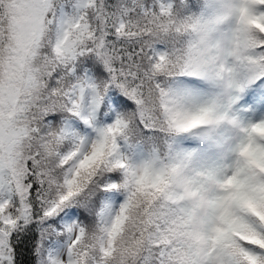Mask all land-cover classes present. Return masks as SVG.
Returning <instances> with one entry per match:
<instances>
[{
    "label": "snow or ice",
    "instance_id": "6c2138e0",
    "mask_svg": "<svg viewBox=\"0 0 264 264\" xmlns=\"http://www.w3.org/2000/svg\"><path fill=\"white\" fill-rule=\"evenodd\" d=\"M33 261L264 264V0H0V264Z\"/></svg>",
    "mask_w": 264,
    "mask_h": 264
},
{
    "label": "trees",
    "instance_id": "16d2710c",
    "mask_svg": "<svg viewBox=\"0 0 264 264\" xmlns=\"http://www.w3.org/2000/svg\"><path fill=\"white\" fill-rule=\"evenodd\" d=\"M30 259H31V256H30V255H26V256H25V260H26V261H28V260H30ZM33 264H34V261H33Z\"/></svg>",
    "mask_w": 264,
    "mask_h": 264
}]
</instances>
